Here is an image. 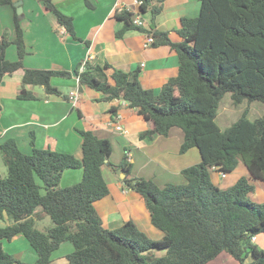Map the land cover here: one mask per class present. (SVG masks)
Instances as JSON below:
<instances>
[{
    "label": "trees",
    "instance_id": "trees-1",
    "mask_svg": "<svg viewBox=\"0 0 264 264\" xmlns=\"http://www.w3.org/2000/svg\"><path fill=\"white\" fill-rule=\"evenodd\" d=\"M52 12L70 36H76L72 17L58 9L53 0H38ZM138 15L149 13V27L133 23L135 13L116 9L113 17L122 22L115 31L121 38L135 30L150 33L152 46L168 45L178 57L176 76L170 77L155 93L140 82V69L126 70L108 62L91 61L72 71L24 68L27 54L20 25L13 15L15 36L4 28L0 37V82L5 75L23 68L17 97L34 99L28 87L41 86L46 94L68 99L51 83L53 77H78V86L103 93L102 100L120 99L133 108L149 126L141 138L182 131L179 151L196 147L200 161L181 170L184 184L166 183L130 176V163L124 154L115 165L108 157L111 143L91 130L78 129L80 158L49 147L34 145L29 154L19 150L13 139L0 142L5 173L0 175V264H50L52 253L70 243L67 264H206L226 253L237 264H264V251L252 238L264 232V202H255L253 180L264 182V112L249 119L246 108L235 122L221 129L216 123L219 103L230 93L234 104L246 100L264 103V0H201L199 14L182 17L176 30L180 41H172L168 31L155 28V18L165 0H137ZM88 8L94 5L84 0ZM13 10L12 0H0ZM14 44L17 58L6 59V48ZM77 111H81L76 106ZM126 156V157H125ZM105 158L107 161L105 162ZM238 162L248 176L220 187L211 180V171L230 173ZM120 168L124 189L133 190L144 200L150 221L162 232L150 239L132 220L116 229L106 228L94 202L108 194L102 168ZM81 168L80 181L61 186L65 169ZM40 215L49 216L52 226H35ZM22 235L36 252L33 263L23 262L4 250L2 241Z\"/></svg>",
    "mask_w": 264,
    "mask_h": 264
},
{
    "label": "crops",
    "instance_id": "crops-1",
    "mask_svg": "<svg viewBox=\"0 0 264 264\" xmlns=\"http://www.w3.org/2000/svg\"><path fill=\"white\" fill-rule=\"evenodd\" d=\"M54 2L66 13L78 6V14L72 19L74 31L77 37L88 43L76 40L66 33L65 28L40 1L22 0L20 25L27 50L23 58L24 68L72 71L89 57V61L99 65L108 62L126 70L139 68L142 86L155 93L170 77L176 76V52L168 45L146 44L149 39L153 40L152 34L130 30L121 38L115 37V31L121 27L122 22L113 17L114 11L125 8L138 15L140 11L137 0H91L94 5L91 10L86 9L81 1L71 7L66 5L70 0ZM200 7L201 0H165L162 11L155 18V28L168 31L172 41H180L181 37L176 30L181 18L198 15ZM13 13L10 5H0V37L4 28H7L9 38H14ZM138 16L142 20V26L148 28L149 13ZM5 57L10 61L17 58L14 44L6 48ZM22 75L23 68H19L5 75L0 82V142L13 139L20 151L29 154L32 151L30 141L33 136L36 147H49L80 158L82 137L78 129H88L97 137L110 141V163L117 165L126 154V160L131 164L130 176L151 179L161 187L166 183H185L181 170L200 161V153L196 147L179 152L183 136L179 128L171 129L166 135L141 138L140 132L149 124L133 108L120 99L102 100L103 93L100 91L86 86L79 88L76 76L51 79V83L67 94L68 99L46 94L41 86L28 87L34 94V99H19L17 94ZM74 94H77L76 98ZM77 105L81 114L77 111ZM2 163L0 157V175L5 172ZM239 166L241 169L232 178L228 176L233 175L234 170L231 174H225L214 169L210 174L211 180L220 187H227L240 176H248L244 164L240 162L236 167ZM102 175L108 186V194L95 201L94 208L103 225L108 229H116L125 221L132 220L146 235L156 234L157 238H161L162 232L152 225L143 198L135 191L122 187L123 177L116 169L105 165ZM81 177V168L65 169L60 185H72L80 181ZM251 181L254 192L250 197L261 202L264 200V182ZM259 193L262 194L261 197ZM41 217L45 216L40 215L39 219ZM23 238L18 235L10 241L19 242L22 246H6L5 241H2V247L17 260L33 263L37 258L36 252L30 245L27 246ZM252 242L264 251V232L255 235ZM71 251L72 246H60L52 253L50 264H67L65 256ZM221 255H225V258L219 261ZM228 260H231L229 264H237L226 253H220L211 261L212 264H226Z\"/></svg>",
    "mask_w": 264,
    "mask_h": 264
},
{
    "label": "rangeland",
    "instance_id": "rangeland-1",
    "mask_svg": "<svg viewBox=\"0 0 264 264\" xmlns=\"http://www.w3.org/2000/svg\"><path fill=\"white\" fill-rule=\"evenodd\" d=\"M82 2V4H84L85 8L86 9H89L91 10V8H88L86 5H85V2L84 0H70L69 3H66V5L68 6H74L75 3L78 4V2ZM91 1V0H90ZM54 2V0H53ZM55 3V2H54ZM2 5H8V4H2ZM9 6V5H8ZM58 9L60 11H62L64 14L72 17L77 15V9H78V6H75V8L70 12V13H66L65 11H63L59 6H58ZM14 12H16L14 10ZM50 12V11H49ZM53 16L54 14L52 12H50ZM77 13V14H76ZM14 15V13H13ZM22 16V15H21ZM21 21V20H20ZM22 28V27H21ZM27 51V50H26ZM247 109L246 110V116L249 118V119H254L255 117H258L260 115L263 114L264 112V103L259 101V100H253L251 102H247L246 100H244L243 102L239 103V104H234L231 100V97H230V93L227 92L223 95V97L221 98L220 100V103H219V107H218V111H217V116H216V123L218 124V126L221 128V129H225L226 127H228L229 125H231L233 122H235L237 120V118L243 113L244 109ZM182 143V142H181ZM181 145V144H180ZM179 149H180V146H179ZM180 152V151H179ZM181 153V152H180ZM240 162H238L239 164ZM237 164V165H238ZM2 168H4L5 170V167L2 163ZM241 169V167H235L234 168V172L233 175H229L228 178H232L233 176L237 175L239 170ZM5 173V172H4ZM231 174V173H230ZM181 184H184V183H181ZM158 185V184H157ZM159 187H161V185H158ZM260 197L262 194H260ZM263 198V197H262ZM254 201V200H253ZM256 202V201H255ZM261 202H264V200H262ZM1 224H4L1 220H0V225ZM52 220L50 219L49 216H45L44 218L41 217L40 219L36 220L35 222V226L40 229V230H45L49 227L52 226ZM148 238L150 239H153V240H157V239H160V238H157L158 235L156 234H149V235H146ZM156 238V239H155ZM24 242L26 244H28L27 240L25 238H23ZM7 244H10V246H22V244H20L19 242H9L8 241H5V245L8 246ZM29 246V244L27 245ZM61 246H72L70 243H63ZM7 251V250H6ZM62 252V251H61ZM225 254V253H224ZM18 257V256H17ZM222 259L225 258V255L224 257H222V255L219 257V261ZM66 260V259H65ZM232 261H234V259L232 258ZM213 261H211L209 264H212ZM218 262V261H217ZM231 262V260H228V262H226V264H229ZM235 262H237L235 260ZM208 264V263H207Z\"/></svg>",
    "mask_w": 264,
    "mask_h": 264
},
{
    "label": "built area",
    "instance_id": "built-area-1",
    "mask_svg": "<svg viewBox=\"0 0 264 264\" xmlns=\"http://www.w3.org/2000/svg\"><path fill=\"white\" fill-rule=\"evenodd\" d=\"M138 3V1H137ZM133 23L138 25V26H142V20L140 19V17L138 15H136L134 18H133ZM152 42V39H149L148 42H146V44H151ZM89 57H86L82 62H81V65L79 66V72L83 71L84 70V63L86 61H89ZM77 80H78V77H76ZM74 97L76 98L77 97V94H74Z\"/></svg>",
    "mask_w": 264,
    "mask_h": 264
},
{
    "label": "water",
    "instance_id": "water-1",
    "mask_svg": "<svg viewBox=\"0 0 264 264\" xmlns=\"http://www.w3.org/2000/svg\"><path fill=\"white\" fill-rule=\"evenodd\" d=\"M13 5L15 7L16 14L19 17H22V0H12ZM107 161V158H105V162ZM117 173L120 174L121 177H124V173L121 171L120 168L116 169Z\"/></svg>",
    "mask_w": 264,
    "mask_h": 264
}]
</instances>
